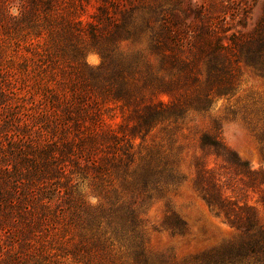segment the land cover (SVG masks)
I'll return each mask as SVG.
<instances>
[{"label": "trees", "instance_id": "trees-1", "mask_svg": "<svg viewBox=\"0 0 264 264\" xmlns=\"http://www.w3.org/2000/svg\"><path fill=\"white\" fill-rule=\"evenodd\" d=\"M208 12L204 0H0V264H264V168L225 144L218 118L188 124L236 92L241 64L264 79V6L248 31ZM253 116L264 159V101ZM185 148L192 189L237 236L177 261L149 250L143 210L185 181ZM161 228L188 232L168 207Z\"/></svg>", "mask_w": 264, "mask_h": 264}, {"label": "rangeland", "instance_id": "rangeland-1", "mask_svg": "<svg viewBox=\"0 0 264 264\" xmlns=\"http://www.w3.org/2000/svg\"><path fill=\"white\" fill-rule=\"evenodd\" d=\"M204 1L207 4L209 16L223 17L230 31L250 30L262 14L264 6V0ZM243 8L248 9L246 15L242 13ZM93 10L94 6L90 5L88 12ZM238 20L245 23L244 27L238 23ZM86 60L90 64H97L99 56L90 52L86 55ZM161 98L168 99L165 95ZM263 101L264 79L251 68L241 64L240 83L236 92L229 98L214 101L206 114H192L189 116L191 120L188 124L189 126L208 127L212 118H218L221 125V137L225 144L237 154L240 160L246 162L250 169L260 170L264 168V159L261 145L256 138V131L253 129L254 123L250 118L256 114V109ZM113 111H115V117L110 121L119 122V109ZM159 135L157 130H154L145 137L144 142L157 140ZM139 141L137 137L136 144ZM190 156L191 150L188 148H185L180 156V169L185 174V181L175 191L169 192L166 199L154 201L143 210L149 250L153 253H169L177 261L218 247L237 236L236 229L225 222L221 216H216L192 189ZM166 207L186 223L187 233L172 236L167 230L161 228ZM260 222L264 228L263 212H260Z\"/></svg>", "mask_w": 264, "mask_h": 264}, {"label": "clouds", "instance_id": "clouds-1", "mask_svg": "<svg viewBox=\"0 0 264 264\" xmlns=\"http://www.w3.org/2000/svg\"><path fill=\"white\" fill-rule=\"evenodd\" d=\"M9 15H11L12 17H15V18H19V16L21 15V9L19 8V6L11 7L9 9Z\"/></svg>", "mask_w": 264, "mask_h": 264}]
</instances>
